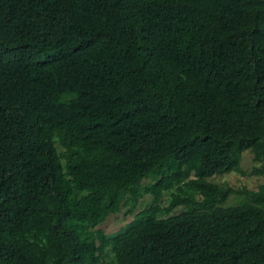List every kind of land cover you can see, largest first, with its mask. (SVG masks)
<instances>
[{
  "label": "trees",
  "instance_id": "1",
  "mask_svg": "<svg viewBox=\"0 0 264 264\" xmlns=\"http://www.w3.org/2000/svg\"><path fill=\"white\" fill-rule=\"evenodd\" d=\"M247 151L264 0H0V264H264V186L212 181Z\"/></svg>",
  "mask_w": 264,
  "mask_h": 264
},
{
  "label": "rangeland",
  "instance_id": "2",
  "mask_svg": "<svg viewBox=\"0 0 264 264\" xmlns=\"http://www.w3.org/2000/svg\"><path fill=\"white\" fill-rule=\"evenodd\" d=\"M260 166L254 161V155L251 151L244 152L239 165V170L233 171L230 174L215 176L212 181L224 188H231L237 192L251 191L259 193L261 187L264 186V176L254 173L255 168ZM147 184V182H145ZM247 195L242 193L241 195L233 193L229 196L227 202L224 206L237 205L240 202L245 200ZM169 196H166L165 199H168ZM168 203H165L163 206H167ZM152 205V196L145 195V197L139 202L138 208L135 211V214L141 210ZM128 208H122L121 212L110 216L107 221L100 227L101 230H104L107 234H113L118 232L120 229L126 227L129 223L133 221L134 215H127ZM185 210L183 207L177 208L171 215L180 214ZM167 217V216H165ZM107 261L110 263L111 255L107 258Z\"/></svg>",
  "mask_w": 264,
  "mask_h": 264
}]
</instances>
